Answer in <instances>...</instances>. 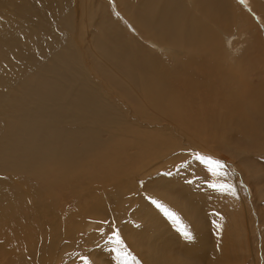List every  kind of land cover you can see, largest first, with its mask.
Returning <instances> with one entry per match:
<instances>
[{
	"label": "bare ground",
	"instance_id": "obj_1",
	"mask_svg": "<svg viewBox=\"0 0 264 264\" xmlns=\"http://www.w3.org/2000/svg\"><path fill=\"white\" fill-rule=\"evenodd\" d=\"M246 2L250 15L239 0H0V264L62 260L130 198L121 238L146 263L218 264L213 205L184 169L161 170L251 151L264 172V85L244 76L264 70V3ZM251 33L260 62L241 59ZM141 190L189 221L192 243Z\"/></svg>",
	"mask_w": 264,
	"mask_h": 264
},
{
	"label": "rangeland",
	"instance_id": "obj_2",
	"mask_svg": "<svg viewBox=\"0 0 264 264\" xmlns=\"http://www.w3.org/2000/svg\"><path fill=\"white\" fill-rule=\"evenodd\" d=\"M239 1L244 7L242 14L247 13L250 15L251 10L248 7L251 8L252 4L249 5L246 0ZM258 2L264 3V0H258ZM251 16H255V18L253 17L255 22L258 21L257 23L259 27L262 28H258V30H262L264 32V21L259 22V19L257 18L259 16L257 15ZM253 35V33L250 34V44H248L247 40H244L243 46H241V49H239L241 51V56L244 52L241 59L247 56V60L249 61H252V59L254 61L257 60L255 54L251 51L252 47L255 48L254 44L252 46V42L255 40L252 37ZM243 47H246L247 49L244 51ZM261 53L262 54L260 55L263 59V62H261L260 65H263L262 68L264 69V44L261 48ZM257 61L260 62L261 60ZM244 76L246 81L245 83L248 84V87L257 88L256 91L259 92L258 95L263 96V89L258 88V85H264V70L260 73H257L254 70L246 68ZM258 109L260 110L259 103L254 105L250 111L253 115L255 114L254 116H257L258 114L255 112L259 111ZM158 147L159 146H157L155 150ZM161 150L162 147L157 154H159ZM243 150L244 149H242V151ZM232 151L233 150H231V152ZM236 152L238 153L233 152L234 156L228 159V163H223L218 160L221 158H217V161L224 164L225 167L223 166L222 168H217V165L215 166V164L210 167L209 165L211 164L204 163L205 161H202L201 164H193L187 162L186 159L182 161H176L175 166H164L161 171H180V169H184L182 172L184 179L186 181H193L192 179H195L193 182L196 184V188L202 190L206 203L213 205L214 210L211 215V220L216 235L222 239L223 243V245L219 243L220 246L216 250V254L219 255L218 264H264V182H259L258 180L260 177H264V172H261L257 169L247 168L252 167L249 165V163H247L246 159H248L249 156L255 157L251 151ZM190 153L192 154L194 152L189 150L186 151L185 154ZM261 158L264 159V155H262ZM184 163H186V168H182ZM196 169L202 170V173L197 172ZM239 173L243 174L244 177L247 175L251 181L253 180L255 182V184H250L249 182L245 184L241 179L242 176L238 175ZM249 178H247L248 181ZM132 181L134 183L133 179ZM213 185L215 188L212 187ZM138 187H142V183H140V185L138 183ZM229 187L231 189L230 191L227 190ZM154 193L153 195H156ZM139 195L142 198L157 201L161 207L168 212L170 220L173 223L178 224L180 229L183 231L182 234L177 235V240L179 242H185L188 244L193 242V227L190 225L189 221L184 219L182 215H180L172 207L165 204L163 201L152 197L153 195L150 193L141 190L139 191ZM106 200L110 202L108 198H106ZM129 200L131 201V204L130 202H127L128 204L123 206V210L118 209L117 213H107L106 219L104 218L103 220L105 223L103 225H105L104 228L111 226L109 227L108 233L103 232L97 235L103 226L99 227L94 239L88 244H85V242H83V238L85 237L86 239L90 233L93 234L95 227H92V225L86 227V234L84 235H81L82 232H74V236H76L78 242L69 250L65 249L66 247H63L61 251L62 260L54 259L51 261V264H62L64 260H67V264H149L148 262H145V259L140 252L131 248V246L127 242L122 241L121 238L123 220L129 215V213H131L132 208L137 205V201L135 199L130 198ZM142 208L149 209V207L146 205H144ZM71 209H73V207ZM109 213H111L110 216ZM64 215H66V213ZM19 238L22 239L20 234ZM13 240L14 239H12V241ZM14 243L16 242L13 241V244ZM27 250H29V247ZM223 250L225 253L224 255L221 254V251ZM71 254H73L74 257L69 259ZM102 255L103 259H108L107 262L102 261ZM187 255L189 257L186 255H181V259L189 260L190 264H195L193 257L190 254Z\"/></svg>",
	"mask_w": 264,
	"mask_h": 264
},
{
	"label": "snow or ice",
	"instance_id": "obj_3",
	"mask_svg": "<svg viewBox=\"0 0 264 264\" xmlns=\"http://www.w3.org/2000/svg\"><path fill=\"white\" fill-rule=\"evenodd\" d=\"M216 165H217V167H222V165L220 164V162H219V161H217V162H216ZM212 187H214V188H215V186H214V185H213ZM227 190H229V191H230V190H231V189H230V187H229ZM153 203H154V204H156V206H157V207H160V204H159L157 201H153ZM166 214H167V213H166ZM185 235H187V234H185Z\"/></svg>",
	"mask_w": 264,
	"mask_h": 264
}]
</instances>
